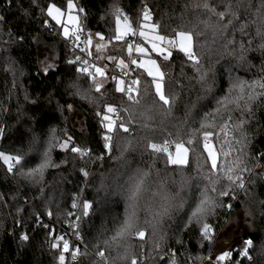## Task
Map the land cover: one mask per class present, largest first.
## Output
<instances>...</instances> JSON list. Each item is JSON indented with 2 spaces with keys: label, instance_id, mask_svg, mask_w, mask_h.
Masks as SVG:
<instances>
[{
  "label": "trees",
  "instance_id": "1",
  "mask_svg": "<svg viewBox=\"0 0 264 264\" xmlns=\"http://www.w3.org/2000/svg\"><path fill=\"white\" fill-rule=\"evenodd\" d=\"M75 1L83 37L103 35L115 49L110 56L127 64L138 55L127 53V36L123 44L114 39L116 19L127 17L133 27L149 13L151 19L144 22L155 25L171 49L168 59L157 57L169 104L160 101L154 79L133 65L130 93L116 90L112 73L126 69L118 63L106 61L109 70L101 77L95 67L81 72L86 59L77 57L85 50H74L47 14L50 6L64 9L69 0H0V152L21 157L20 164L11 160V171L0 163V264H60L59 237L71 238L64 264H132L133 259L137 264H197L244 209L252 215V230L240 238L244 250L231 253L225 264H264V95L250 102V110L229 104L237 95L235 83L245 82L246 92L252 82L264 83V0ZM178 32L192 35L198 64L169 43ZM40 45L57 53L55 67L43 69ZM256 93L264 89L257 85ZM108 106L116 111L108 113ZM103 115L114 117L111 148L105 135L112 131L106 133ZM206 132L212 133L219 155L215 173L203 148ZM33 140L43 143L38 152L47 151L51 159L36 183L27 175L40 164L37 152L27 154ZM165 140L185 142L187 165L169 164L166 155L151 149ZM64 141L68 148L58 149ZM137 174H146L147 191L131 202L128 189ZM226 174L240 176L243 188ZM210 175L218 180L216 191ZM205 188L216 207L198 220L192 213ZM224 189L229 194L222 197ZM84 203L91 205L87 215ZM162 205L167 212L155 216ZM133 211L136 227L114 240ZM75 223L77 230L71 232ZM203 223L211 226L210 240L201 235ZM138 229L145 231L144 239L136 235Z\"/></svg>",
  "mask_w": 264,
  "mask_h": 264
},
{
  "label": "snow or ice",
  "instance_id": "2",
  "mask_svg": "<svg viewBox=\"0 0 264 264\" xmlns=\"http://www.w3.org/2000/svg\"><path fill=\"white\" fill-rule=\"evenodd\" d=\"M72 3L71 0H69L68 3V8L71 9L72 8ZM48 16L51 17L57 25H62V16L63 13L61 11L60 8L53 6H50L48 8V12H47ZM220 17L223 18L224 17V13H219ZM68 19L71 21L74 18L69 14ZM142 19L144 21H148L151 19V16L149 15L148 12H144ZM124 27L121 28L120 24L121 21L120 19L116 20V35H115V40L117 41H121L123 40L126 36H128L129 34H135V29L132 27L131 24L127 23V17H124ZM141 27H148L147 24H142ZM155 25L152 26L153 29H155ZM70 29L69 27H64L63 28V34L65 36L66 39H70ZM139 35L141 37H143L145 40H147L149 43H151V47L152 50L157 52V53H163L164 49L161 48L157 42L162 43L165 40V37L163 35H156L154 37L149 38V36L147 35V33H145L144 31H140ZM177 36L180 37L182 43H181V50L184 51L190 59H195L194 54L191 51V34L190 33H185V32H178ZM105 37L103 35L100 36V39L103 40ZM77 40H79V36L76 37ZM88 44H91V38L88 39L87 41ZM170 44H174V41H169ZM99 47V46H97ZM83 50V49H81ZM128 52L129 54L132 53L133 51V46L131 44L128 45ZM135 51L137 53H139L140 55H145L146 54V49L142 46H137L135 48ZM171 53L169 52L167 56H165V59L168 58V56H170ZM77 59H79V57H77ZM111 59V58H110ZM198 62V61H197ZM133 64H137L136 60L132 61ZM84 64L87 65L88 61H84ZM120 65L126 67L127 65L124 64V61L121 60L120 61ZM147 65L146 66L144 63H140L138 64L139 67H143L145 68V70L147 71L148 75L154 78V83H155V89H156V94L159 96L160 101H162L164 104H169V99L165 96L164 92H163V87H162V83H160V81L163 80V73L160 71L159 66L156 64L155 60H148L147 61ZM81 71L88 73V67H84L83 69H81ZM96 73L100 76H104L105 72L102 68L97 67L95 69ZM113 79H115V77H113ZM123 81H120L117 85V91L119 92H124L125 88L123 87ZM138 83V81H133V84ZM258 85L259 89H264V83L259 82V81H254L252 82V84H250L248 86V90L246 92L245 90V82L243 81H239L237 83H235L232 87L233 90H238L237 91V95H235L234 97L231 98V100H229V104H231L232 106H234V108L236 109H243V108H249L250 110V102L253 101L254 99L257 98V95H264V93H256V86ZM102 85H96V91H100ZM127 92H132V88L129 87L127 89ZM129 99H131V96H129ZM226 100L228 99L227 97L225 98ZM138 102V101H137ZM227 107V105H226ZM106 111L108 113H113L115 112V108H113L112 106H108ZM98 115H101L100 113H98ZM102 119L104 121H108V124L106 125L107 130L109 132L113 131V122L111 120V117L108 115H103ZM230 119V117H229ZM242 123V122H241ZM120 127L123 129V131L127 132L128 128L125 127L123 124L120 125ZM203 127V125H202ZM212 135V133H204V137H203V148L204 151L207 152V158L210 159L211 161V171L212 173H215L217 171V166H218V156L217 153L213 150V145L210 141V136ZM71 138L69 137V140ZM106 140H110L111 137L106 136L105 137ZM193 142L192 137H189V139L187 140V144H191ZM174 144V153L172 151L169 150V148ZM60 147L62 149H67L68 148V142L65 141L63 144L60 145ZM151 149L154 152L157 153H163L164 155H166L167 157V162L169 164H173V165H178V166H185L188 163V153H189V148L185 147V142L183 140H177V141H169V140H165L163 142L162 145L160 144H156V143H152L150 145ZM71 151L73 152H80L81 150L76 148V147H72ZM2 155V154H0ZM227 155V153H226ZM4 159L6 161L9 160H13L15 161L16 164H20L21 163V157H10V156H5ZM51 165V159L48 156V153L46 152L44 154V158L42 160V162L39 164L38 167L32 169L30 172L27 173L28 176H34L36 174H39L41 177L43 175V170L46 169L47 167H49ZM11 164L9 165V171H11ZM233 169L229 168L227 170V172H232ZM86 174V173H85ZM143 175L146 174H137L136 177L132 178L129 189H128V199L131 202H136L140 199H142L145 196V193L147 191L145 185H144V180H143ZM208 179L210 180V183L212 184V191H216V183H218V180H214L212 179L211 175L208 177ZM226 179L232 183L235 184L237 181H240L239 183V187L243 188V181L242 178L240 176H236L233 177L232 175H227L226 174ZM208 189L205 188V192L202 194V199L200 200L199 204L196 206L195 211L192 213V216L194 218H197L198 220L200 218H202L203 214L205 212L208 211L209 208L214 209L216 207V202L215 200H213L210 196L207 195ZM229 194V191L227 189L221 190L219 192L220 196H227ZM153 196H155L156 194L153 193ZM167 197H165L166 199ZM131 207H135V204H131ZM228 207H231L230 205H227ZM73 207H75V204H73ZM91 207L90 204L88 203H84L83 208H84V214L87 215V210ZM161 211H157L154 215L155 216H159L162 215L164 213L167 212V207L165 206H161ZM50 215V214H49ZM44 227H47V225H43ZM136 227L135 224V211H133L132 213L129 214V216L125 219V221L123 222L121 228L117 231V235L116 237H113V239H117V238H122L124 237L125 234L129 233V231ZM212 229L211 226L208 223H203L202 228H201V235L203 236L204 239L206 240H210ZM136 235L140 238V239H144L145 237V231L142 229H138L136 231ZM21 239L23 240H27L28 237L27 235H24L21 237ZM59 240H63V252L67 253L70 251V245L69 242L67 240H64L63 237H59ZM251 242L249 241L248 244H250ZM53 247H59L58 244H53ZM79 248L75 249V251L71 252L72 258L75 259L76 255L79 254ZM101 257L104 256L103 252L98 253ZM245 254H246V250H245ZM231 253L229 252H225L223 254H221L217 259L223 261L226 257L230 256ZM59 261L60 264H64L65 262V256L63 254H61L59 256ZM132 264H137V260L133 259L132 260Z\"/></svg>",
  "mask_w": 264,
  "mask_h": 264
},
{
  "label": "rangeland",
  "instance_id": "3",
  "mask_svg": "<svg viewBox=\"0 0 264 264\" xmlns=\"http://www.w3.org/2000/svg\"><path fill=\"white\" fill-rule=\"evenodd\" d=\"M68 3H67V6L64 9L63 8H60L61 11H62V13H63V16H62V25H59V26L61 27V35H62L63 38H65V36L63 34V28L64 27H69V29H70L69 35L71 37L70 38L71 39L70 44H71L72 48L75 50V47H78V45H77L78 44V41L80 43L82 42L81 39H79V40L76 39L77 36L83 35L82 34V19H81V16H80V13L81 12L78 11V5H77V2L75 0H71V3L73 5L71 9L68 8ZM55 7H57V6H55ZM109 13L113 15V12H108V14ZM69 14L74 18L71 21L68 19ZM117 19H120V21H121L120 27L123 28L124 27V23H125L124 19L123 18L121 19V17H118ZM138 22H139V20L137 21V25H134L133 27H137L138 26ZM127 23L129 24L128 21H127ZM141 23L142 24H147L148 27H146V28L141 27L139 29V32L140 31H144L145 33H147V35L149 36V38L154 37L156 35H160V33L156 29H153L152 28V24L151 23L144 22L143 19H141ZM86 36H87V41H88L89 38H91V44H88L87 43V45L84 48L85 53H83V57H84V59H86L84 61H88L87 60V57H90L91 60H93L92 62H93V65H94L92 67L93 68L95 67V69L97 67H100L103 70H109V68L106 66V63H105L106 61H108V62L113 61L115 63H118L119 66L122 69H125V68H127L128 64L130 65V61L136 60L137 61V64H133L132 63V65L134 67H136L137 69L141 70L142 72H144L146 75H148V73L145 70V68L139 67L138 64L144 63L146 66H148L147 65V61L148 60H155L156 61V64L159 66L160 71L163 73V71H162V69H161V67L159 65V62H158L157 57H162V58L165 59V56H167L169 52L171 53V49L168 46H165V44L168 43L166 40H164L162 43L157 42L158 45L161 48L164 49V52L163 53H157V52H155V51L152 50L151 43H149L147 40H145L143 37L140 36L142 38V40L144 41L142 43V47H144L146 49V54L145 55H140L139 53L136 52L137 55H138V58L137 59H133V60H129L128 64L124 60V64L127 65L126 67H124V66H121L120 65V61H121L122 57L119 58V60H116L115 57L110 56L111 50L113 52V51H115V49L114 48H111V50H110L109 49L110 46L108 45V43L104 39L103 40L100 39V36H101L100 34H94V33L91 34L90 33V34H88ZM191 37H192V35H191ZM125 38L123 40L119 41V42H121L123 44ZM114 39H115V37H114ZM193 42L194 41H193V37H192L191 38V42H190L192 53H193ZM181 43H182V41H181L180 37L178 36L177 39L174 40V44L173 45L176 46L177 50L185 53L184 51L181 50ZM97 46H99V47H97ZM39 49H40V54L42 55L41 61H42V67H43V69H46V68H49V67H52V68L55 67L57 65V62H58L57 53L54 52L52 48H48L45 45H40ZM127 53H129L128 50H127ZM169 57L170 56H168V58ZM80 58L81 57H79V59H78L79 61H80ZM81 60H82V58H81ZM84 61H83V64H84ZM84 65H83V67L81 69L84 68ZM81 72L84 73L83 71H81ZM95 74H96L97 77H101L100 75H98L96 73V71H95ZM163 75H164V73H163ZM120 81H123V80L118 79L116 81V89H117V85H118V83ZM160 83H162L163 92H164V94L166 96L165 86H164L163 80L160 81ZM154 86H155V83H154ZM123 87H124V83H123ZM155 91H156V89H155ZM71 114L72 115H76V113H73V111H71ZM117 116H121L120 113H117V115H116V118H115L116 119V122L118 121ZM111 120H114V117ZM114 129H115V124L113 123V130ZM1 133H3L2 132V128H0V134ZM106 133H109V131L107 130ZM111 134H113V131H112V133L106 134L105 137L106 136L109 137ZM39 141L40 140H35V142H34V140H33L29 144V147L31 149L28 150L29 152H27V154L28 153L37 152V155H39V162L41 163L42 162L41 157L47 151H43L44 153L43 152H40V151L38 152V149H40L39 147L40 146L42 147V144H43L42 142L40 143ZM64 142H62L61 144H63ZM0 143H1V135H0ZM60 145H58V149L61 148ZM212 145H213V150L217 153L218 163H219V155H218V152L216 150L215 145L214 144H212ZM106 146L108 148H111V141L110 140H107L106 141ZM81 153H83V152H81ZM173 153H174V151H173ZM0 154H2V155H0V163L4 161V163L7 165V167H9V165L11 164V160L6 161L4 159V157L7 156V155H5V154H3L1 152H0ZM16 157H19V155H16ZM188 162H189V153H188ZM210 163H211V161H210ZM15 164L13 163L11 165L15 166ZM28 172H30V171H28ZM18 175H20V171H19ZM40 177L41 176L39 174H36V175H34V176L31 177L32 179L30 181H33L34 180L35 183H36L37 181H40L39 180ZM16 212H17V215L18 216L21 214V211L20 210H18ZM253 222L254 221H253V218H252L251 213L249 211L245 210V209L242 210V211H240V212H238L237 214H235L227 222V225H226L225 229L221 232V234L219 235V237L212 240V245H211V248H210L209 253L206 256H204L203 258L200 257L197 260V264H206L208 262H211V263H224L227 260L228 257H226L223 261L218 260L217 258L221 254H223L225 252L233 253L234 251L237 252V250H241V249L244 250L245 243L242 242V241H240V238H241V236H243V234H244V232L246 230H252ZM70 227H71V230H72L71 232H74L75 230H77L76 223H75L74 226L71 225ZM211 233L213 234L212 231H211ZM64 240H67L69 242V241H71V238H70V240L69 239H64ZM60 242L63 243V241H60ZM61 246H63V244ZM61 254L64 255V252L61 251ZM171 264H174L173 261H171Z\"/></svg>",
  "mask_w": 264,
  "mask_h": 264
},
{
  "label": "built area",
  "instance_id": "4",
  "mask_svg": "<svg viewBox=\"0 0 264 264\" xmlns=\"http://www.w3.org/2000/svg\"><path fill=\"white\" fill-rule=\"evenodd\" d=\"M140 23H141V18H139V22H138V26L137 27H133L134 29H135V34L133 35V34H129L127 37H128V39H129V44H131L132 46H133V51H132V53H131V55L133 56V55H135V53H136V51H135V48L137 47V46H142V38L140 37V35H139V29L141 28L140 27ZM79 39H81L82 40V42L80 43L79 41H78V47H75V49H80V51L82 52L83 50H84V48H85V46L87 45V39H85L84 37H83V35H80L79 36ZM81 49H83V50H81ZM187 57H189L188 55H186ZM79 57H81V58H83V55L82 54H80L79 55ZM81 58H80V60H81ZM87 60L89 61L88 62V64L87 65H84V67H88V71H90L93 67L92 66H94L93 65V62L91 61V58L90 57H87ZM132 60V59H131ZM194 60V62H195V64H198L199 63V61L195 58V59H193ZM198 61V62H197ZM131 66H132V61H130V65H128V67L124 70V71H121L120 73H115V72H113L112 73V79H113V77H115V79H113V80H118V79H121V80H123L124 81V88H125V91H124V93L126 92L127 93V89L129 88V87H131ZM85 73V72H84ZM132 88V87H131ZM167 256V253H165L164 255H163V257H162V259L164 258V257H166ZM222 264H225V262L224 263H222Z\"/></svg>",
  "mask_w": 264,
  "mask_h": 264
}]
</instances>
